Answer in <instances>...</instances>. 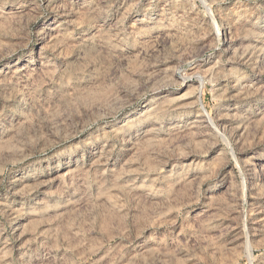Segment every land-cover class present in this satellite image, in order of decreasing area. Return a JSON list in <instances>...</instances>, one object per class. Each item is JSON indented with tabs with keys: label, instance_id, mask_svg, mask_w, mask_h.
I'll use <instances>...</instances> for the list:
<instances>
[{
	"label": "rangeland",
	"instance_id": "374dc122",
	"mask_svg": "<svg viewBox=\"0 0 264 264\" xmlns=\"http://www.w3.org/2000/svg\"><path fill=\"white\" fill-rule=\"evenodd\" d=\"M263 47L264 0H0V264H264Z\"/></svg>",
	"mask_w": 264,
	"mask_h": 264
},
{
	"label": "bare ground",
	"instance_id": "6f19581e",
	"mask_svg": "<svg viewBox=\"0 0 264 264\" xmlns=\"http://www.w3.org/2000/svg\"><path fill=\"white\" fill-rule=\"evenodd\" d=\"M260 51H262L263 52V54H264V47L260 50ZM258 57H260V56H258ZM151 110V109H150ZM154 113V112H153Z\"/></svg>",
	"mask_w": 264,
	"mask_h": 264
}]
</instances>
